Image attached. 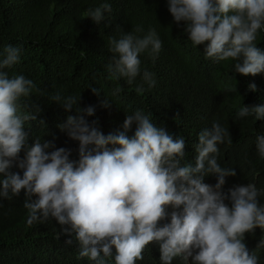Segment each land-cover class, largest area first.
Instances as JSON below:
<instances>
[{"label":"clouds","instance_id":"9594fccd","mask_svg":"<svg viewBox=\"0 0 264 264\" xmlns=\"http://www.w3.org/2000/svg\"><path fill=\"white\" fill-rule=\"evenodd\" d=\"M168 10L175 23L183 22L194 46L208 42L206 58L236 61L235 74L241 76L264 73V50L255 43L264 28V0H168ZM111 12L105 2L84 16L100 24ZM140 31L124 33L117 27L119 36L108 39L111 58L106 71L130 85L139 76L151 88L154 74L142 70L139 57L146 53L155 59L162 41L155 29L142 37L134 34ZM0 55V201L24 190L28 225L55 219L72 237L66 243L75 240L79 257L95 264H106L105 258L112 256L115 264H136L152 242L159 244L161 264H172L175 257L186 264L189 257L192 264H259L255 251L250 253L246 246L245 234L257 228L264 232L261 191L253 183L223 190L225 178L236 172L218 163L219 145L232 142L219 120L199 132L194 165L182 164L184 137L174 138L142 110L126 115L122 130L105 135L98 121L86 119L94 115V106L82 108L81 96L57 93L50 99L66 113H76L58 125L78 142V159H70L71 149L57 148L51 141L36 138L28 145L25 124L37 121L41 109L33 105L34 113H22V100L39 89L24 75L10 76L7 71L20 61L19 47L7 45ZM90 89L99 94V89ZM136 90L143 91V86ZM248 90L255 92L256 85L249 84ZM109 101L107 97L103 106L111 107ZM244 117L264 119V105L243 104L237 118ZM133 124L135 131L129 135ZM22 149L25 155L20 158ZM256 149L264 159V135L256 137ZM14 167L22 175L12 171ZM208 176L217 178L215 185L204 182ZM166 220L170 222L161 223Z\"/></svg>","mask_w":264,"mask_h":264},{"label":"trees","instance_id":"16d2710c","mask_svg":"<svg viewBox=\"0 0 264 264\" xmlns=\"http://www.w3.org/2000/svg\"><path fill=\"white\" fill-rule=\"evenodd\" d=\"M105 2L112 7L105 20L96 24L85 18L89 8ZM118 26L124 33L141 28L134 33L141 37L149 29L156 30L162 41L161 51L155 59L146 53L139 57L142 70L154 74V87L149 88L139 76L130 85L126 78H113L107 73L111 58L108 39L119 36ZM183 27V22H174L168 0H0V54L7 45L21 49L20 61L7 71L10 76L24 75L39 89L22 100V113H34L33 105L41 109L37 121L25 124L30 130L28 145L36 138L51 141L57 148L71 149L70 159H78V142L58 128L67 115L76 113H66L50 99L57 93L62 97L81 96L82 108L94 106V115L86 119L98 121L96 126L105 135L122 130L126 115L142 110L174 138L184 137L187 146L182 164L194 165L193 146L198 143L199 132L219 120L229 129L232 142L219 145L218 163L236 172L234 177L225 178L223 190L253 183L261 191L259 199L264 204V159L256 149V137L264 135V119L237 118L243 104L264 105V73L241 76L235 74L236 61L206 58L208 42L194 46ZM255 43L264 50V28L258 31ZM251 83L256 85L255 92L248 90ZM141 85L143 91L138 92ZM92 87L100 90L98 95L93 94ZM117 88L121 91L114 94ZM107 97L111 100L109 108L103 106ZM134 131L135 124L128 134ZM24 155L22 149L20 158ZM11 170L22 175L16 167ZM204 182L215 185L217 178L208 176ZM24 199L25 191L21 190L19 196L0 201V264H95L79 257L75 240L66 243L72 237L62 232L55 219L28 225ZM172 210L168 208L169 213ZM166 222L170 221L161 223ZM262 238L264 232L259 228L245 234L246 246L250 253L255 251L259 264H264V248L256 249ZM143 257L136 264H161L159 244L146 246ZM105 260L106 264H115L114 256ZM172 264L186 262L175 257ZM188 264H192L191 257Z\"/></svg>","mask_w":264,"mask_h":264}]
</instances>
